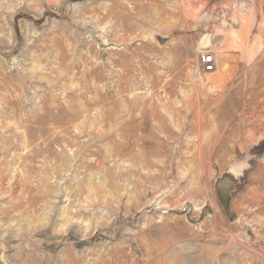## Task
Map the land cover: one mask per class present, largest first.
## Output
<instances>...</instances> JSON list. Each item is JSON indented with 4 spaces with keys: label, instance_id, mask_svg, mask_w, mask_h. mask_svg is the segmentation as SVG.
<instances>
[{
    "label": "rangeland",
    "instance_id": "rangeland-1",
    "mask_svg": "<svg viewBox=\"0 0 264 264\" xmlns=\"http://www.w3.org/2000/svg\"><path fill=\"white\" fill-rule=\"evenodd\" d=\"M0 264H264V0H0Z\"/></svg>",
    "mask_w": 264,
    "mask_h": 264
},
{
    "label": "built area",
    "instance_id": "built-area-1",
    "mask_svg": "<svg viewBox=\"0 0 264 264\" xmlns=\"http://www.w3.org/2000/svg\"><path fill=\"white\" fill-rule=\"evenodd\" d=\"M200 57H201L202 65L205 71H208V72L213 71L215 68L214 56L208 51H203Z\"/></svg>",
    "mask_w": 264,
    "mask_h": 264
},
{
    "label": "bare ground",
    "instance_id": "bare-ground-1",
    "mask_svg": "<svg viewBox=\"0 0 264 264\" xmlns=\"http://www.w3.org/2000/svg\"><path fill=\"white\" fill-rule=\"evenodd\" d=\"M45 102V101H44ZM67 104H69V103H67ZM53 105V104H52ZM66 105V104H65ZM63 106V105H62ZM56 108H57V106H56ZM27 115V114H26ZM28 117V116H27ZM2 153V152H1ZM73 155V154H72ZM19 184V183H18Z\"/></svg>",
    "mask_w": 264,
    "mask_h": 264
}]
</instances>
